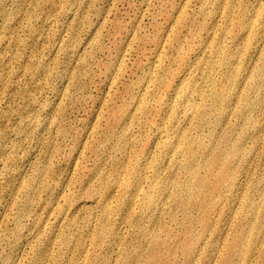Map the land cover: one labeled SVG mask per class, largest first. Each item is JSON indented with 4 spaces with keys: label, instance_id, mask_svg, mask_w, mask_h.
Returning a JSON list of instances; mask_svg holds the SVG:
<instances>
[{
    "label": "rangeland",
    "instance_id": "obj_1",
    "mask_svg": "<svg viewBox=\"0 0 264 264\" xmlns=\"http://www.w3.org/2000/svg\"><path fill=\"white\" fill-rule=\"evenodd\" d=\"M245 1L253 4V9H246L245 16H251L254 7L264 6V0L261 4L256 0ZM218 7L215 0H0V264H19V260L21 264H36L35 259L47 250L43 245L56 240L57 234L56 231L40 236L38 225L58 205L63 209L60 214L82 221L79 229H66L67 246L58 240L54 245L58 264H67L69 257H80L81 250L90 253L88 259L94 254L101 262L111 255L113 238L98 237L97 233L91 239L90 233L99 227L96 218L106 203L101 194L92 196L88 190L90 186H98L92 181L97 180V164H101L100 172L110 184L121 179L116 174L117 168L119 172L122 170L121 161L134 163V152H142L141 157L148 159L151 155L150 159L157 158L156 164L164 167L165 156L154 149V143L161 141L157 126L171 119H162L153 113L148 121L139 120L136 110L137 121L120 122L126 112L122 104L131 102L132 108L136 106L135 94L130 95L128 89L151 84V77L161 66L180 72L188 62V66L196 65L202 45L211 40L207 32L213 27L233 32L221 38L223 50L212 49L215 58L224 57L229 63L228 69L239 64L243 67L256 64L260 68L254 78L258 81L257 94L261 101L247 112L248 120L227 113L235 107V99L226 108L222 107L225 113L220 116H214L217 111L212 109L206 116L223 121H213L214 124L198 133L205 135L207 146L210 139L218 142V136L210 135V128L227 134L230 140L246 133L237 154H243L248 162L244 170L236 173L237 183L231 193L224 194L223 206L217 208L223 217L217 223L211 220L210 227L207 226L206 229L215 228L211 235L206 229L202 232L204 227L196 219L197 210L191 208L186 213L182 206L171 208L181 223L168 216L154 227L157 230L166 226L172 235L181 225L178 232L181 247L172 256L178 263L185 264L188 258L186 245L182 243L186 238L193 240L194 248L199 246L201 257L200 261L191 257L187 264H219L226 244L239 231L238 220H243L240 214L250 211L252 204L257 205L258 211L246 217L255 222L251 231L258 235L253 242L259 245V251L247 254L248 246L242 245L243 253L239 251L234 259L238 264H264V224L259 222L264 214L261 209V204L264 206V56L255 51L241 59H232L233 48L241 42L237 36L242 31L236 28L240 18L234 16L226 21ZM244 28L243 35H247L249 28ZM259 35L262 37L258 40L251 37L253 46L256 41L264 40V29ZM218 67L216 62L211 73L206 68L202 74L201 66L197 67V81L206 84V92L211 76H215L218 85L228 82V75L216 74ZM238 93L240 88L232 86L230 97ZM151 119L155 123L149 122ZM231 124L236 128L229 131ZM182 132L189 136L196 134L191 124H182ZM139 166L142 168L143 163ZM136 172L125 171L126 177L132 180L131 188L138 183L133 176ZM186 180L181 174V186ZM140 185L148 190L150 181L142 179ZM123 190L118 184L114 194L120 195ZM123 202L127 208L129 201ZM83 203L88 208L80 205ZM20 210L23 211L19 215ZM124 215V209L113 210L109 229H120ZM58 216V213L50 215L49 222L58 225ZM85 219L91 220L89 227ZM129 233L130 226L125 230L127 237ZM223 239L227 243L220 244L221 252L216 253L213 247ZM203 242H206L204 246ZM81 244L84 249H80Z\"/></svg>",
    "mask_w": 264,
    "mask_h": 264
},
{
    "label": "bare ground",
    "instance_id": "obj_2",
    "mask_svg": "<svg viewBox=\"0 0 264 264\" xmlns=\"http://www.w3.org/2000/svg\"><path fill=\"white\" fill-rule=\"evenodd\" d=\"M256 1L258 4L263 2V0ZM215 2L216 5L219 6L218 8H221L220 13L224 16L226 21L234 16H239L240 18L236 21V23H238L236 28L242 31V34L237 36V40H241V42L237 43L233 48L232 59H241L244 55L251 52L254 53L255 51L258 52V54L260 53L261 56H264V40L262 42L256 41L255 46L252 45L251 41L252 36L257 40L262 37V35H259V32L264 29V26H259L260 22L264 20V6L260 5V7H254V13L251 16H245L247 8L253 9L252 3L248 4L246 1L244 2V0H215ZM244 27L249 28L247 35H243L245 33ZM228 34L232 35L233 32L227 28H222L218 31L216 27H213V29L207 32V37L211 40L202 45L203 50L201 56L194 62L196 65L188 66V64H190L188 62L180 72L175 71V69L170 66H161L160 69H157L158 72L156 71V74L151 77V84H147L140 88L131 86L128 89L130 95L135 94L134 99L136 106L132 108L131 102L122 104V108L125 107L124 110H126V112L123 117L121 116L122 118H120L119 121L123 124L128 121L132 123V121L136 120V110H138L140 114L138 117L139 120L144 119L148 121V117L153 113L162 119L171 117L169 123L165 124L163 122L165 120H163L162 122L164 124L160 123V125L157 126L156 131L157 134L161 136V141L159 142V139H156V143L153 142L155 144L154 149L160 150L165 156V159L162 160L164 167H159L162 164L159 166L156 164L155 160L157 161V158L154 160L153 158L150 159L152 157L151 155L149 159L147 157L143 158L141 157L142 152H134V163L126 164L121 161L120 166H122V170L119 172V169H116V174L121 177V179L110 184L106 179L107 177L100 172L101 164H97L95 178L97 180L93 179L92 181H96L97 183L95 186H98H90L88 190L92 196L101 194L105 197L106 203L102 205V211L96 218L99 227H97V230L94 229L90 232L93 237L90 238L94 239L98 233V237L113 238L115 245L112 246L111 243V255L103 262H101L102 259L97 258L94 254L88 259L90 253L81 250L80 257H69L67 264H181L175 260V257H172L174 256L176 248L181 247V236H178L181 225L177 227L171 235L170 230L164 228L166 226L161 229L157 228L156 230L154 227L155 224L160 222L162 218H167L168 216L170 220L181 223V221L177 219L176 213L171 212L173 206L177 209H181L182 206L186 213L189 209L195 208V210H197L196 219L201 222V227H204L202 232H205L207 226L210 227L211 220L217 223V221L223 217L224 214L221 213L220 210H217V208L218 206H223L221 201L225 198L224 194L231 193V189H233L237 183L236 173L244 170L245 164L248 162L243 154L242 156H240V152L237 154L243 139L247 136L246 133L243 132L235 139L230 140L229 137L227 138V134H219L215 131L216 129L210 128V135L218 136V142L215 143L210 139L209 145L207 146L205 145V135L198 133V131L202 130L205 126H211L214 124L213 121H223V119L206 116L212 109L217 111L214 116H220L225 113L222 107L226 108V105H229L230 102L235 99V107L229 109L227 113L232 117L236 115L248 120L249 113L247 112L252 111L261 101V97L257 94L259 89L257 85L258 81L254 78V74L260 73V68H258L256 64H253L251 67L246 65L243 67L239 64L237 66L231 65L228 69L229 63L224 61V57L215 58V51L212 52L213 48L216 50L221 48L223 50L221 38L226 37ZM242 41L243 44L240 45ZM177 47L178 49L181 48L179 43ZM161 54L160 56L163 57ZM177 60L179 59L177 58ZM182 62L184 61L182 60ZM216 62H218L219 66L216 74L228 75V82L224 81L218 85L214 79L215 76H211L209 81H207L209 90L206 92V84H201L197 81L199 73V68L197 67L198 65L201 66V74L206 68H208L211 73L216 68ZM162 63L159 64L162 65ZM157 67L158 66H156V68ZM150 73L152 72L150 71ZM174 78L177 79L176 84H173ZM240 78L245 79L241 81ZM142 79L144 78L142 77ZM232 86L239 87L240 93L230 97L229 93ZM251 93H254L253 98H251ZM209 99L211 101L208 103ZM150 101H152V105L149 104ZM158 120L160 121V119ZM149 122L155 123V120L151 119ZM182 124L193 125L196 134L189 136L185 132L181 133ZM142 125L145 126L144 124H141V126ZM235 128V124H231L229 131ZM126 130H128V127L123 129L124 132ZM233 159L235 160L232 161ZM140 163H143L142 168L139 166ZM136 169H138L137 172ZM202 169H204L203 174L201 173ZM129 170L136 172L133 176L138 180V183L134 188H131L132 180L129 176L126 177L125 174V171ZM181 174L185 175L187 178L183 186H181ZM142 179H148L150 181L148 190L141 188L140 182ZM188 179L191 181L188 182ZM118 184H120L124 190L122 194L115 195L114 190H116ZM126 199L129 201L128 206L130 208L128 206L127 208L123 206V201ZM112 201H115V203H110ZM80 205H82L83 208H88L85 203ZM58 206H55L54 209L51 208L48 214L49 217L56 213L59 214L57 217V221L59 222L57 223L58 225L51 224L49 222V217L38 225L40 236L46 233L54 234L56 231L57 234L54 235L56 236V240L52 239L48 244L46 243V246L42 244L44 250H47L42 256L35 259L36 264H45L48 261H53L58 264L59 258L53 253V247L57 244V240L59 243L67 246L69 243L66 229L80 228V223L82 221L80 220V222L78 218L69 217L67 214H60L63 209ZM258 208L257 205L252 204L250 211L240 214L243 220H238L239 231H237V234H235L229 243H227V239H223L221 243H216L214 245L213 248L216 253H219L221 252L220 244L227 243L226 250L221 253L222 259L219 264H238L234 256L237 255L239 251L240 254L243 253V251L240 250L242 245L248 246L246 250L247 254L259 251V245L253 242V238L258 235L253 234L251 231L255 222L248 220L246 217L258 211ZM116 209H124L125 215L123 218L125 217V220L120 222V229L111 227L110 230L108 224L110 225L111 213ZM261 209L264 211V206H262V204ZM22 211L23 210L19 211V215ZM17 217L19 216L17 215ZM89 217L91 216L89 215ZM259 222L261 225L264 224V214L260 217ZM85 224L89 227L91 225V220L88 221L85 219ZM102 226H104V228ZM128 226H130L129 237L125 234V230ZM214 229L208 228L206 229V233L211 235ZM114 232L116 233L113 237ZM125 240L128 241L125 242ZM182 243L186 245L185 255L188 256L185 264L190 262L191 257L192 259L197 258L199 261L201 260L200 248L199 246L194 248L193 240H186L185 238L182 240ZM205 243L206 242H203V246ZM121 244L123 245L122 247L120 246ZM42 245H40V247ZM84 247L83 244L80 245V249H84ZM243 256H245V254ZM241 262H244V258L241 259ZM19 264H21L20 260Z\"/></svg>",
    "mask_w": 264,
    "mask_h": 264
}]
</instances>
